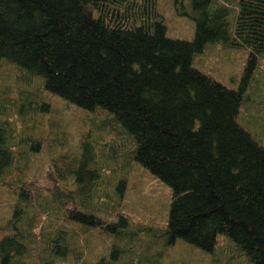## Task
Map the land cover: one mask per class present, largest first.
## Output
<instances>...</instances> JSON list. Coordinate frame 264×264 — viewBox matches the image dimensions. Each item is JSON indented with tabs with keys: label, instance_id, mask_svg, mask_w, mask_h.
Returning <instances> with one entry per match:
<instances>
[{
	"label": "trees",
	"instance_id": "obj_1",
	"mask_svg": "<svg viewBox=\"0 0 264 264\" xmlns=\"http://www.w3.org/2000/svg\"><path fill=\"white\" fill-rule=\"evenodd\" d=\"M179 12L195 22L191 39L167 35L158 0H0V61L43 76L38 85L78 106L111 112L132 138L85 140L72 162L48 163L42 178L12 182L6 175L17 196L13 215L23 219L11 220L12 232L0 238V264H81L78 228L98 226L113 231L112 251L124 257L115 264H158L152 244L133 246L148 234L212 251L223 234L249 264H264L263 140L237 119L242 86L228 87L193 65L205 44L222 41L247 46L251 69L264 51V0H189ZM25 92L12 91L0 111L27 127L28 110L11 101ZM38 107L46 111L49 103ZM108 124L97 123V133ZM6 143L0 127V176L13 163ZM134 161L171 187L164 228L129 223L124 172Z\"/></svg>",
	"mask_w": 264,
	"mask_h": 264
},
{
	"label": "rangeland",
	"instance_id": "obj_2",
	"mask_svg": "<svg viewBox=\"0 0 264 264\" xmlns=\"http://www.w3.org/2000/svg\"><path fill=\"white\" fill-rule=\"evenodd\" d=\"M182 4L188 6L189 0H158V9L164 17L168 36L191 39L195 22L187 14L179 12ZM248 58L247 46L213 41L205 44L202 51L194 55L193 65L228 87L236 89L242 86L243 100L237 119L255 138H262L264 145V51L257 56V63L251 69H247ZM6 61L8 60L0 61V101H5L12 91L15 93L17 88L22 87L26 90L23 97L11 101L22 104V107L28 110V115L25 118L27 127H24L23 119L18 123L19 118H12V113L5 115L0 111V127L5 130L6 144L13 150V163L6 169L5 174L0 176V224L4 225L0 229V238L12 232L11 220L20 222L23 219L22 216L16 218L13 215L17 196L3 183L6 175H13L12 182L15 177L42 178L48 163L62 166L64 161L70 162L79 154L81 143L85 140L91 142L93 139L102 138L107 143L112 142L111 140L116 143L125 140L128 143L127 139H132L131 134L112 119L111 112L102 111L100 107L88 110L78 106L45 89L43 84L38 85L40 80L44 82L43 76L36 74L34 77L32 74L28 75L29 73H21L13 62ZM42 101L49 103L48 109L43 112L38 109ZM7 104L13 103L8 101ZM102 121H108V130L97 133L95 125ZM34 139L40 140L38 150L34 149ZM105 147L110 145H104L103 151L108 149ZM97 150L94 147V152ZM118 157L116 156L115 162ZM124 173L126 183L122 200L127 210L124 209L129 214L131 227L146 224L152 228H164L167 224L171 187L136 161ZM116 178L117 175L112 174L106 179L112 182ZM29 221L33 223L34 218ZM95 229L85 231L78 228V234L85 240L81 264H93L97 257L110 256L111 264L121 260L123 254L112 251L113 231L102 226ZM135 239L133 246L138 250L143 243L148 246L152 244L149 254L152 252L150 257L158 264H249L246 255L241 253L236 243L223 234L218 237L213 251L219 249L224 251L228 258L234 257L227 263V257L224 258L220 254L213 256L212 250L200 248L182 238H177L173 243H168L163 235L155 237L148 234ZM133 250L128 251L130 258L135 257ZM111 253L118 258L111 257ZM159 253H162L160 257Z\"/></svg>",
	"mask_w": 264,
	"mask_h": 264
}]
</instances>
